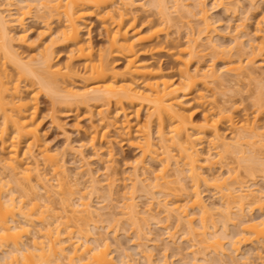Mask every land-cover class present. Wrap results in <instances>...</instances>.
Returning <instances> with one entry per match:
<instances>
[{
	"label": "bare ground",
	"instance_id": "bare-ground-1",
	"mask_svg": "<svg viewBox=\"0 0 264 264\" xmlns=\"http://www.w3.org/2000/svg\"><path fill=\"white\" fill-rule=\"evenodd\" d=\"M18 1L22 4L17 2L21 5L18 6L17 4V11L14 9L16 4L13 0L0 1V148L2 149L0 151V264H128L130 261V255H128V252L124 251V249L123 251L120 250L122 252L121 256L119 255V260L117 259L118 257L115 258L111 254V243L107 240V238L102 237L101 234H99L100 232L97 233L98 231H94L97 226L93 225L94 229L91 227L92 229L88 228L84 232L81 231V224L90 225L89 221L98 222L102 212L100 211L101 213H99L96 211L93 208L91 201L87 200L92 193L89 195L86 192L88 194L86 199V195L82 192V189H79L82 194L78 195L77 200L71 202L70 197L79 193L77 188L80 187L77 185L82 182H80L78 176V178L72 179V177H70L71 175L67 173L66 167L61 159L62 155L58 157L59 155L56 152L54 153V151L52 152L51 150L50 152L47 145L44 144V141L42 142L43 139L39 131L40 121L38 118L39 98L43 93L50 98L52 104L51 108L53 111H55L57 109L56 107L59 106H65L69 110L73 111L74 109H79L83 105L91 106V103L95 105L99 104L100 106L98 110H96L98 112L97 115L100 114V120L98 119V121H100L99 126L103 124L105 125V129L102 128V132L94 131V133H92L89 140L90 145L94 146L97 143V138L100 137L101 139L107 135L106 133H111V130L109 132L106 131V127L110 128L109 126L111 125V127H114L116 128L115 130L119 131L117 135L121 134L120 136L126 138L125 141L127 140L131 146H134L140 152V157H136L138 159L135 158L136 161L134 160L133 165L136 163V167L138 163H143L145 166H148L149 164L147 161L149 160L146 161L148 158L150 160H156V158L160 156L159 154H161L158 152V149H160L158 145H160L163 150L161 151L160 149L163 154L162 159L160 158L162 165L161 167L159 166V169L155 172V177L163 182L161 183L157 179L155 180L156 183L155 181H152V185H149L151 182L147 180V177H141L137 173L136 167L134 166L136 174L134 175L132 172L134 175H132L133 185L131 184L132 189L129 191L133 194V196H130L131 194H127L129 196L126 198L129 200H126L127 202L124 201L123 205L125 206L120 208L124 209L123 211L121 210V217L122 215H126L125 217H127V220H131L130 225L134 226L139 232H142L144 229L141 228V224L139 223L140 217L142 221L148 219V215L150 214L149 212L152 209L150 210V207L148 206L149 208L145 209L150 210L149 212H147V210H144L145 212L139 211L142 209H138L139 206L137 205V202H135L137 199L134 201V197L135 193L141 189L145 192L146 190L144 189L147 188L146 183L149 182L148 187L152 186L151 191L149 190L150 187L147 189L149 192H152L154 189V192H157V189L159 191L162 187H160L161 184L164 186L162 189H166V192L169 187L171 190H175L174 187L184 189L183 191H185V193H182V196L186 194L185 196L188 197L185 199L186 203L183 202L184 199L181 198L180 199L182 201H180L183 202V204L179 203L177 201L178 199L176 201L174 200V202L169 201L171 203H168V201L165 200L164 202H160L163 203L160 204L163 208L161 206L160 207L163 209L162 211L166 213V215H164L168 221L170 218L175 217L176 224L186 226V228L185 226L183 227L184 230L186 229L187 231L186 235L190 236L193 240L198 238L197 247H200L199 244H201V246L204 245L201 247L202 250L204 247H211L213 248L211 252L218 251L217 254L220 253V255H226L225 250L227 248L224 249V247H226L224 246L226 243L229 246L227 247L230 249V251L228 249L226 252L235 253L240 249V244L242 243L250 242L253 244L255 241L259 242L264 240V212L260 213L258 216H247L246 214V212H248L246 209H264V185L260 186L256 184V182L251 184L246 182L249 185L245 184V181L237 179L238 174H234L235 171L233 172L234 175L231 174L234 169L232 168V170L229 168L230 166H227V172L229 175L227 173L226 176H218L217 173L216 176L215 174L208 175L206 174L207 172L204 171L205 168L211 169L214 163L216 164L219 162L220 158L228 153L235 154V156L237 155L236 157H238L240 161H243L244 164L249 162L250 164L246 163L245 165L248 172H253L256 169L254 165L259 164L258 160H262L264 158H259V155L261 154L260 151L264 153L262 149L264 148V129L261 130L264 128V121L262 120V123L259 119V116L264 113L259 114L264 111V108H262L264 107V102H262L264 96L262 95V101L259 100L260 97L257 102L255 101L256 104L259 102L262 104L256 105L258 106L257 109L259 113L255 110V112L258 113H255V115H258V121L262 124L258 122L255 123L257 118L255 119V117H253L255 120H252L249 116H247L248 118H242L243 120L240 119L241 121L239 126L236 125L237 123H234L236 121L233 116V112L235 110L233 109H235L238 105L228 107L220 105H218L220 106L218 107L217 104L215 106L210 105L208 106L209 108H206V110L202 113V119L198 122L193 118V112H188L189 107L187 104H191L190 101L192 100L199 106H204V104L208 103L207 94H205L207 86L212 82L213 84L216 83L214 81L221 78V74H219L221 70H218V75L217 69L213 67L214 64H211L213 66L209 67L197 65L193 70L191 69V63L196 58H200V55H203L200 54L199 48L201 47V39L205 37L206 40H210V43L212 44L211 32L212 30H215L216 27L215 25L214 27L213 24L218 22L215 18H213V21L209 20L211 18L208 15V9H206L203 5V0H199L200 3L202 2L201 4L197 0L198 4L196 5L198 8L195 7L196 5H193V8L192 6H189V4V7H187L188 2H186V4L184 3L186 0H172L174 1V8L177 10L180 9V14L184 12L183 14L185 16L187 14L189 18L191 17V20H195L196 18L193 17L197 16V20L200 21V25H198L197 29L194 27L193 29L191 28L194 25H191L190 28L189 26H186L188 27V39L186 38L187 41L184 45H180L182 43L178 44L179 42L173 43V39H170L168 33L165 37L161 38V34L166 30L165 24H169L171 22L173 23L177 18L173 16L174 12L171 14V11L174 9L168 10L169 7H167L166 3L169 0H154L157 2V16L159 14L161 18H157L158 21L156 19L153 20V17L150 15L152 18H143L144 20H142L141 23H139L138 16L133 14L134 10H132L136 4H139L136 0H33V2L35 1L38 6L37 9H40L42 12L41 14L47 19V23H49V21L52 22L54 19L62 22L60 24L61 26L59 25V27L55 30V35H53L54 33L52 32L53 36H51V39L49 40L50 42L48 44H44L43 48L38 47L41 50L38 51L37 55H35L36 57L34 56L33 58L30 56L28 57V60L23 59L22 56H20L21 52L19 51V53L16 51L12 43H14V40L16 41V39H21L24 43H26L25 39L27 33L25 31L27 28L24 27V21H26L25 19L27 15L32 13L31 9L34 3L32 2V5L30 0ZM151 3L153 4V1H151ZM36 4L34 5L35 7H37ZM145 4L146 3H144V6ZM190 8H192V10ZM193 9H197L195 14L193 13ZM88 15L96 16L98 20L102 22V26H104L106 29L105 31L107 32V46L100 48L98 51L95 50L90 38H85L83 34L85 20ZM261 17L262 19H260V21L262 20L264 22V14ZM14 27H20V30L22 29V33H16ZM177 27L179 28V25ZM48 28L51 29L50 25ZM16 34L18 36H16ZM215 42L212 45L208 43L210 45V47H208L210 49L218 47ZM238 42L239 40H236L237 45L240 44ZM252 42H249L250 46ZM27 44L29 45V42ZM55 44H61L68 48L69 52L66 51L69 53V56H67L68 60H66L68 62L65 64H60L58 60H56V53L54 50ZM201 44L203 47L202 42ZM204 44L205 47L206 43ZM262 46L264 47V43ZM262 46L259 48L262 49ZM252 47L254 48V46ZM251 51H254V53L251 52L254 56L256 51L252 49ZM161 52H165L167 55L173 57L174 61L177 63L176 70L175 68L173 69L172 66L167 69L163 64L156 63L157 55L159 53L161 54ZM251 56L246 58V61L243 60V58H240L238 61H230L231 63H227L228 65L225 64L227 65V67L224 65L225 73H229L230 78H234V76H236L235 80L237 77L239 78V76L240 79L241 76H250L252 79H255L258 76L257 73H253L252 69H250L251 71L249 70V72L248 68H246L248 64L251 65V63H256L254 59L256 54L254 57ZM117 58L124 59V65L121 69L117 67ZM74 59H81L80 62H82L81 65L83 70L79 69V71L77 69L75 63L73 62ZM9 63L12 65L11 69L7 66ZM243 63H246L247 65L244 64V66ZM224 71L220 73H224ZM230 74L234 76H231ZM244 74L246 75L244 76ZM223 76H225V74ZM76 79L80 80V82L77 81L78 84L75 82ZM228 79L229 78L224 80ZM222 80L223 79L221 78L220 83H224V80L223 82ZM217 81L219 82V80ZM135 103H138L139 105L134 109V112H132L134 113L133 116L136 118L140 117V109L142 106L146 108L148 113L146 115V121L144 120L145 124L142 126L140 122L139 127H137V129L135 127L134 130L131 126L133 123L130 124L131 121L128 116H131L132 114H127L125 111L127 106L125 104L134 106ZM111 104L116 106V112L113 114L109 111V108H112L110 107ZM260 108H262V110ZM121 112L124 117L120 115L123 119H121V122L119 121V123L117 116L120 117L118 114ZM53 118H55V116H53ZM225 119L232 126H238V128L235 126L237 131H234L236 133H234L235 136L233 134L234 137L232 136V139L229 138V140H226L227 138H225V135H222L219 127L220 121L226 122ZM135 122H137V120ZM153 124L156 127V133L159 139V141H156H158L157 143L159 144L153 142L152 139L153 129L151 127H153ZM97 126V124L96 126L94 125V130ZM207 136L212 138L208 139L212 140V146L217 155H219V159L217 160L214 156H212L213 154L210 153L212 146L209 149L210 151L207 149L208 152L203 150L205 147L203 143H205L204 141L207 139ZM66 137H68V135ZM69 140L70 139L68 137V141ZM68 145L73 148L70 142ZM79 146L78 148H80ZM35 147L38 152L33 150ZM109 148H112L113 150V147L110 146ZM6 150L7 154H4L3 152ZM175 151H178V155ZM113 153L111 151L108 155L113 157ZM94 155H98V152ZM85 158H87L86 155ZM24 159L26 160L25 163ZM172 161H174L175 168L172 169L173 174L170 173L171 178L173 179L169 180V167H171ZM262 161L264 162V160ZM40 163H43V166L47 165L46 168L49 166V172L53 170L52 177L55 183H48V181H51L52 179L46 176V172L41 171L42 168L45 167H41L42 164L40 165ZM85 163L88 165V162ZM252 164L253 166H251ZM87 165L85 164V166ZM88 167L89 166L86 167L88 171H85L81 166L84 173L86 172L85 174L88 173L89 175V178L87 177L90 183L88 184V187H91V191H96L99 189L100 181L97 178L98 175L96 176L93 169H91L92 167ZM81 168L79 173H81ZM141 168L142 167H140V169ZM253 168L254 170L252 171ZM1 169H3L5 173L7 171L9 176H6L9 179L4 180ZM146 170L144 171V174ZM33 173H36V176L33 175ZM255 174V171L254 174H251L253 178L256 177L254 176ZM173 176L178 178L175 177V180ZM183 176L186 178L184 179ZM188 177L191 180L189 182L192 183L191 191H189L190 187L188 189L187 184H185ZM230 177L233 178L231 181ZM111 180L112 179H110V182ZM113 180L115 181L114 178ZM146 180L147 182L145 183ZM157 181L159 182L158 184ZM171 181L174 183L176 182V185L178 186H170L172 183ZM9 182L15 183L14 185H16V187L12 186ZM113 183L114 182L109 183V185L111 184L112 186ZM202 184L212 186V188L214 187L216 194L219 193L220 198L223 201L220 207L217 206L219 209L217 207H212L203 201V193H201L200 189ZM255 184L257 187H255ZM68 185H71L72 188ZM64 186H68L69 190L64 191L63 188L66 189ZM73 186L77 187V190L73 191ZM156 186H159V188H156ZM38 187L43 190V194H41L42 190L39 194L36 192L39 191L36 190ZM137 187L138 190H136ZM162 191H159V193ZM149 192L145 193L151 196V193L149 194ZM154 192H152L151 197L153 198V201L157 198H154ZM114 193L117 194L118 192L114 191ZM178 193L179 192H177V195H179ZM31 194L34 195L32 198H30ZM54 194L58 197H53V199L59 198V201L57 202L62 207L61 210L63 212H61L63 214H61V212L57 213L60 210H55L52 205L53 200L50 198L55 196ZM95 194L98 193L96 192ZM170 195L174 194L171 193ZM180 196L181 195H179V197ZM162 200H164V198ZM39 201H43V204H40ZM150 203L152 204V202ZM188 205L195 210L198 209L197 211L200 214V223L198 225L195 222L196 216L194 217L193 215L195 212L193 211V213L192 210L187 209ZM222 210L223 212L221 214L220 211ZM141 213H144L145 215L147 214L148 217L143 216ZM219 214H221V217L223 216V221H220L223 227L222 230L219 231V233L221 232L220 234L217 233V230H215V227H220L218 226V221L221 219H217L216 217ZM150 215L153 218L155 213L154 215L153 213ZM236 216H238V218ZM142 217H146V219H143ZM209 219H211V224H209ZM119 221L120 220H118V222ZM37 222H39L40 226ZM147 222L148 221H146L145 224H147ZM231 224L235 225V228L237 227L236 232L233 231V235H230L227 231L228 226ZM36 225L38 226L36 227ZM178 225H176V227H178ZM73 228H76L77 231ZM197 228H199L200 231H198ZM184 230L183 232H185ZM115 231L117 232V230L114 229V233ZM138 231L137 233L140 234L141 232L139 233ZM146 233L148 232H145V234ZM170 234H173V232ZM22 235H28L30 237H28L27 240H22ZM113 237H115V235ZM138 237H142V235H138ZM225 239L226 241H223ZM193 240H191V242ZM195 240L194 243L196 242ZM194 243L192 245L196 246V243ZM192 245L190 244L189 247H192ZM262 247H264V244ZM199 249H197L198 252H202L204 254V251ZM141 250L142 249L139 251ZM146 251H148V249ZM190 251H193L192 255H195L194 257L197 256L196 254H193L195 249ZM258 251L259 250H257V252ZM241 252L239 253L240 255L242 254ZM231 253H229L230 255L227 254L229 255V262L228 260L225 261V258L223 259L224 261L221 262L222 258H220V256L218 257V260L216 258L218 264H237V261H235L234 258L236 254H232V257ZM151 255L148 254L146 258L147 264H153V260L151 261ZM258 255L259 252L257 253V256ZM262 256L258 257L262 259L264 257ZM191 257V262H193V256ZM244 257L240 256V259H243ZM248 258L247 254V258H244V260H246H243V264H249L250 258ZM197 260L199 259H195L196 263L192 264H197ZM250 263L252 264V262Z\"/></svg>",
	"mask_w": 264,
	"mask_h": 264
},
{
	"label": "rangeland",
	"instance_id": "rangeland-1",
	"mask_svg": "<svg viewBox=\"0 0 264 264\" xmlns=\"http://www.w3.org/2000/svg\"><path fill=\"white\" fill-rule=\"evenodd\" d=\"M0 1L2 2L3 0H0ZM30 1H31V3L33 2V0H30ZM35 1H37V0H35ZM35 1L33 2L34 5L36 4ZM136 1H137V3L139 2V4L141 6L139 4H136V6L134 7L136 10L133 8L132 10H134V13H133V11H132V13L136 14V16H138L139 23H141V21L144 20L146 17H150V18L153 17V20H155V19L157 20V18H161L159 16V14L157 16L158 9H156V7H157V2H155L156 0L155 1L151 0V1H153V4L151 3L150 0H136ZM166 1H168V0H166ZM13 2L16 4V6H14V9H15V11H17V8H18L17 4L20 3V1L13 0ZM173 2L174 1L169 0L166 3V5H167V7H169L168 10L174 9V10L171 11V14L174 12L173 16H175V18L176 17L177 18L175 19L176 21L173 22L174 24L172 22L169 23L170 25L169 24H165L166 25L165 29L167 30V32L165 30L164 33L161 34V38L165 37V35H167V33H168L170 39L171 38L173 39V43H176V42L178 43L179 42L178 44L182 43L180 45H184V44H186V41L188 39L187 38L188 37L187 28L188 27H186V26H189V28H190L191 25H194L191 28L193 29V27H194L195 29H197L198 25H200V21L197 20L198 19L197 16L193 17L191 15L193 18H196L195 20L194 19L191 20L192 18L191 17L189 18V16L187 14H186V16H187L186 17L183 14L184 12H182L180 14V12H181V11H179L180 9L179 10L175 9L174 8L175 6H173V4H174ZM186 2H188L187 3V7H189V6L193 7V5L195 6L196 4H198L197 0H186L184 3L186 4ZM33 3H32V5H33ZM144 3H146L145 6H144ZM149 3H150V5H149ZM154 3H155V5H154ZM199 3H200V1H199ZM20 4H22V3H20ZM20 4H18V6H21ZM188 4H189V6H188ZM34 5L32 6V9H31L32 13H29L30 15H27V17L25 19L26 21H24V27L27 28L26 31H25L27 34L24 32L27 35L26 36L27 40L25 39L26 43H24V41L21 40V39L20 40L16 39V41L14 40V43H12L13 46H14V49H16V51H18V52L19 51L21 52V53L19 52L20 56H22L23 59H27V60H28V57H30V56L34 58V56L38 54V51L41 50L39 48H43L44 44H46V43L48 44L50 42L49 40L51 39V36L55 35V33H54L55 30L59 27V25L62 22V21L54 19L52 22L49 21V23H47V19L41 14L42 13L41 10L37 9L38 8L37 4H36L37 7H35ZM203 5H204V7L206 9H208V15L211 18L209 20L213 21L214 20L213 18H215V20L217 19L216 21H218L217 23L215 22V24H213V26L215 25L216 27L214 26L215 30H212V32H211V35H212L211 40H212L213 43L216 41L215 43L217 44L216 46H218V47H215V49L214 48L210 49L209 48L210 45L208 43H210L211 41L210 40L207 41L205 37L202 38L201 39L202 41H200V46L201 47H199V48H200V54H203V55L202 56L200 55V58L198 57L199 60H198V58H196L191 63V69L193 70L195 68V66H197V65L204 66V67H209V66H213L211 64H214L213 67H215L217 69V74H218V72L220 70H221L220 72L224 71V69H225L224 67L225 66L227 67V65L229 63H231L230 61H232V62L233 61H238L240 58L241 59L243 58V60L246 61V58H248L249 56L252 55L251 52L254 53V51H251V49H252V50L256 51L255 52L256 57H254L255 54H254V56L252 55L254 57L256 63L255 62H254L255 64L251 63V65L250 64L247 65L246 63H243V65L246 64L247 65L246 68H248V71L250 69H252L253 73L254 72L257 73L258 76L256 75L257 77L255 79H252L250 76H249L250 78L248 76L247 77H242L241 76V79H240V76H239V78L237 77L236 80H235L236 76L230 74L231 76H234V78L233 77L230 78L229 73L227 74V72L225 73V71H224V73H220L219 72V74H221L220 77L223 80L227 79V78H229V79L228 80H224V83H220L221 78L217 79V80H219V82L217 80H215L214 82H216V83H214V84H213V82L210 83L209 84L210 86L208 85L207 89L205 91V94H207L206 96H207V99H208L207 100L208 103L204 104V106H201V105L199 106L198 104H196L191 99L192 100V101H190L191 104H187V106L189 107L188 108V112L189 111L193 112V114H192L193 118L195 119V121L198 122V121H200L202 119V115H203L202 113L206 110V108H209L208 106H210V105L211 106L212 105L215 106L217 104V106L220 105V106H224V107L225 106L228 107V106H232V105H234V106L238 105L237 106L238 108L236 107L237 108L236 109L234 107L235 109H233V110H235V111L234 112L232 111L234 119L236 121L234 123H237L236 125L239 126L240 125L239 124L240 121L243 120L242 118H246L247 116H249L252 120H255L257 118L256 119L257 121H255V123L258 122V123L262 124L263 121H264V113H263L264 111H262L260 113L258 112V109H257L258 106H256V105H259L260 102L257 103V104H256V102L258 101L259 97L261 98V99L259 98V100L262 101V99H263L262 95L264 96V47L262 46L263 43H264V24H263L264 22L262 20H261L262 22L260 21V19H262L261 16L264 14V0H203ZM195 7H197V5ZM190 9L192 10V8H190ZM38 10L40 11V15H39V11ZM196 10H194V12H193L194 14L196 13ZM178 11H179V13H178ZM43 14H44V12H43ZM180 16H184V17H180ZM86 18L87 19L85 20L83 34H84L85 38H87V37L90 38V40L92 41V43L94 45L95 50L98 51L100 48H104L105 46H107L106 43H108V42H107V35H106L107 32L105 31L106 29L104 28V26H102V22L100 20H98V18L96 16H94V15H90L89 16L88 15ZM183 18H184V20H183ZM178 19H179V21H178ZM86 21H87V24H86ZM190 21L192 22V24H191ZM177 24L179 25V28L177 27L178 26ZM49 25H50V28L52 30L48 28ZM167 25H168V27H167ZM260 28H261V30H260ZM14 30L16 31V33H22V29L20 30V27H18V28L14 27ZM189 31H190V29H189ZM52 32L54 33L53 35H52ZM186 33H187V35H186ZM16 36H18V35L16 34ZM238 37H239V39H238ZM250 38L252 39L253 42L251 41ZM203 39H205V40H203ZM213 39H214V41H213ZM215 39H217V40H215ZM235 39L237 41L239 40L238 43H240V44L237 45ZM19 41H21L22 43L19 42ZM28 42H29V45L27 44ZM170 42H172V41H170ZM201 42L203 43V47H202ZM249 42H252L251 46H250ZM204 43H206L205 47H204V45H205ZM219 45H221V46H219ZM259 45L262 46L263 48L260 49ZM252 46H254V48ZM206 48H208V49H206ZM201 49H203V50H201ZM54 50H55V53H56L55 54L56 55V60H58V62L60 64H63V63L65 64L66 62H68V61H66V60H68L67 56H69V53H67V52H69L68 48H66L64 45H61V44H59V45L55 44L54 45ZM117 60H118L117 61L118 62L117 63V67L119 69L123 68L124 59L117 58ZM80 61H81V59H74L73 60V62L75 63V66L77 67V69L78 70L79 69L83 70L82 69V65H81L82 62H80ZM156 63L163 64L167 69L171 68L170 66H172L173 69L175 68V70H176V67H177V65H176L177 63H176V61H174L173 57L167 55L165 52H161V54L159 53L157 55ZM9 64L7 66H8L9 69H11L12 65L11 64L9 65ZM225 64H227V65H225ZM224 74H225V76H223ZM245 75L246 74H244V76ZM253 78H254V76H253ZM237 79H239V80H237ZM223 80H222V82H223ZM77 81L80 82V80L76 79L75 82H77ZM78 82L76 84H78ZM220 84H222V85H220ZM262 102H264V99H263ZM125 105L127 106V107L125 106L126 107L125 111L127 112V114H130V113L132 114L131 116L128 115L129 116V120L131 121L130 124L133 123L131 125L132 129L134 128V130H135V127L137 129V127H139V123L140 122H141L140 124L143 126L145 124L146 119H147L146 115H147L148 111L146 110V108L144 106H142L141 109H140L141 110L140 111V115H139L140 117L136 118L135 116H133L134 113H132V112H134V109L139 104L135 103L134 106L133 105L129 106V104H125ZM260 105H262V104H260ZM51 106H52V104H51L50 98L43 93L40 96V98H39V118H38V120L40 121L39 131H40V133L42 135V139H43L42 142L44 141V144L47 145L49 151L51 150L52 152L54 151V153L56 152L59 155L58 157H60L62 155L61 159L63 160V163H64V165L66 167L67 173L69 175H71L70 177H72V179L79 177L78 179H80V182H82V183H79L81 185L78 184L77 186H79L80 188H77V187L73 186L72 190L75 191V190L78 189L77 191H79V189H82V192L86 195V199L88 197V194L90 195V193H92L90 195V197H88L87 200L91 201V204L93 205V208L96 211H98L99 213L102 212L101 215H100L101 217L99 218L100 220L98 222L95 221L96 224H95V222H90V221H89L90 225L89 224H81L80 227H81V231L82 232L86 231L88 228H91V227L94 229L93 225L97 226V228L94 231L95 232L98 231L97 233L100 232L99 234H101L102 237L107 238V240L111 243V246H110L111 254L115 258L118 257L117 259L118 260L120 259L119 255L121 256V252L123 251V249H124V251L128 252V255H130L129 256L130 261L128 262V264H147L146 258L148 256V254L151 255V252H152L151 261L153 260L152 261L153 264H164V263L165 264H190L191 258H192L191 256H193V259H192L193 262H191V264L192 263H196L195 259H199V260H197V264H215V263L218 264L217 260H218L219 256H220V258H222L221 262L224 261V260L225 261L228 260V262L230 261L228 258H229V255H230L229 253H231V252H228V253L226 252L229 249L228 248L229 246H228L227 243H226V245H224V246H226V247H224V249L227 248L225 250L226 255L229 254L227 256L225 254L224 255L223 254L220 255V253L217 254L218 251L217 252L216 251L215 252L214 251L211 252V250H213V248H211V247H209V248H205L204 247V249L202 250L201 247L204 246V245L201 246V244H199L200 247H197L198 246L197 245L198 244L197 243V239L198 238H195L196 240L194 239L196 241L195 242L196 244H195L194 240L191 239L190 236L186 235L187 231H186V229L184 230V228H183L185 225L176 224L175 217L170 218L169 221L166 218V216H165L166 213L164 211H162L163 209H161L162 206L160 205V204H163V203H160V202L161 201L164 202L166 200V201H168V203H171L169 201L174 202V200L176 201L178 199L177 201L179 203L183 204V202H185V199L188 198V197L185 196L186 194L184 195L185 197L182 196L183 195L182 193H185V191H183L184 189H180L178 187L181 190V194H180V190L178 188L174 187L175 190H173V189L171 190L170 187L169 188L166 187L167 188V192H166V189H162V187H164V186L161 184L160 187L162 186L161 189L163 191L161 189L159 191H162L163 194H162V192L159 193L158 189H157L158 193L154 192L155 189L152 191V192L155 193V197L154 198L157 197V198H159L161 200L156 198V200L154 199V201H155L154 202L153 198H151L152 197V192L147 191V189H149V187H150V186L148 187V183L151 182V183H149V185H152V181L154 182L155 180L158 179L157 177H155V174H156L155 172L159 169V166L161 167V165H162V162H161L160 158L162 159V155H163L162 152H161L163 150L161 149L160 145H158V146L161 149V151H160V149H158L159 150L158 152L161 153V154H159L161 157L158 156L156 158V160H150L148 158V159H146V161L149 160V161H147V163L149 164L148 166H145L142 163L144 165V167H143L142 164L138 163L137 167H136L135 166L136 163H135V165H133L134 164V160H135L136 157H140V155H139L140 152L137 150V148H135L134 146H131L127 142V140L125 141L126 138L120 136L121 134L117 135V133H119V131L115 130L116 128L111 127V125L109 126L110 128L106 127L107 129H109V130L106 129V131L109 132L111 130L110 131L111 133H106L107 135L104 136L105 138L104 137L101 138V139H100V137L97 138V140H96L97 143L94 146L90 145L89 140H90V137H91L92 133H94V131L102 132L101 130L105 129V125H103V124L100 125L101 127L99 126L100 121H98V119L100 120V118H99L100 114L97 115L98 112L96 111V110H98V108L100 106L99 104L95 105V104L91 103V106L90 105L89 106L88 105H86V106L83 105L79 109H74L73 111L69 110L65 106L56 107L57 111L56 110L53 111ZM220 106H218V107H220ZM110 107H112V108H109V111H111V114L116 112V106L114 104H111ZM229 108H232V107H229ZM262 108H264V107H262ZM262 108H260V109L262 110ZM260 109H259V111H260ZM67 110H68V112H67ZM255 110H257V112L259 114L263 113V115L261 114L259 116V119H260V121L262 123L258 121V115L257 116L255 115V113H257V112H255ZM107 113H110V112H107ZM118 115L119 116L120 115L123 116L122 112L119 113ZM53 116H55V118H53ZM121 116L120 117L117 116L118 122L119 121L121 122V119H123V117H124V116L123 117H121ZM253 117H255V119H253ZM136 120H137V122H135ZM226 122H227V120H226ZM226 122L225 121H223V122L220 121L219 127H220V130H221L220 132L222 133V135L223 136L225 135V138H227L226 140H229V138H231L233 136V134L235 132H237L236 131V127L238 128V126H236V125L232 126L229 122H227V123ZM94 123H96L98 125L97 128L95 127V130H94V125L96 126V124H94ZM112 126H114V125H112ZM230 126H231V128H230ZM151 128L153 129V130L151 129L152 130V134H153L152 135L153 142L157 143L159 141V139H158V136H157V133H156V127L153 124V127H151ZM263 129L264 128H262L261 130H263ZM133 132H135V131H133ZM235 134H234V136H235ZM67 135H68V137L70 139L69 141H68V137H66ZM107 136H108V138H107ZM211 137H213V136H211ZM208 138H210V136L209 137L207 136V139H205V141H204L205 143H203L204 146H205L204 147L205 149L203 148V150L205 152L206 151L208 152V150L213 145L212 140H210L212 138H210V139H208ZM123 140H124V142H123ZM156 140H158V141H156ZM69 142L71 143L73 148H71L68 145ZM83 143H84V145H83ZM110 143H111V145H110ZM157 144H159V143H157ZM78 146L80 148H78ZM110 146L113 147V150H112V148H109ZM158 146H157V148H158ZM0 147H1V142H0ZM207 147H209V148H207ZM35 148L33 150L38 152L37 148L36 149ZM211 149L212 150H211L210 153L213 154L212 156H214L216 158V160L219 159L218 158L219 155H217V153H216L215 149L213 148V146H212ZM262 149L264 151V148H262ZM1 150L2 149L0 148V151ZM96 150H98V151H96ZM173 150H176V149H173ZM80 151H82L83 153L80 152ZM109 151L110 152L112 151V153L114 152L113 153L114 154L113 157L108 155L110 153ZM96 152H98V155H94ZM107 152H109V153H107ZM3 153L7 154V150L4 151ZM175 153L178 155V151H175ZM260 153H261L260 155L258 153H256V154L259 155V158L260 157L263 158L264 157V153L261 152V151H260ZM34 154H36V153H34ZM85 155H86L87 158H85ZM107 156H109V157H107ZM236 156H235V154H232V153L231 154L230 153L225 154V156L223 155L224 158L222 157L223 159L220 158L219 162H217L216 164L214 163V165H212L211 169L210 168H207V169L205 168L204 171H206L207 172L206 174H208V175L215 174V176H216V173H217L218 176H226V174L228 173L227 169L230 166L229 168H231V169L233 168L234 169V170L232 169L233 171H232L231 174L232 175H234V174L237 175L238 174L239 176L237 175V177H238L237 179H241L242 181H245L244 182L245 184H248V183L251 184L253 182L254 183L256 182V184H258L260 186L261 185L263 186L264 185V178H263L264 177V166H263L264 162L262 160H264V158L262 160L261 159L258 160L259 161L258 163L261 164V165H259V164H255L254 165L256 169L254 170V168H253L252 171L253 170L255 171L256 174L254 176H256V177L253 178V176L251 174H254V171L253 172H248L247 168H245L246 163H248V164H250V163L246 162L244 164V162L240 161L238 159V157H236ZM215 158H212V159H215ZM136 159H138V158H136ZM28 160H30V159H28ZM25 162H26V160L24 159V163ZM85 162H88V165ZM262 162H263V164H262ZM41 164H42L41 167H45V168H42L41 171L46 172L45 173L46 176L48 178L52 179L51 181L49 180L50 182L48 181V183H55V181L53 180V177H52L53 176V170H51V172H49L50 171L49 170V166H48V168H46L47 165L43 166V163H40V165ZM85 164L87 166H89V167H92L91 169H93V171L95 172L96 176L98 175L97 178L99 179L100 182H99V189L96 190V191L95 190L91 191V187H88L89 186L88 184H90L89 183V179H88L89 175H88V173L85 174L86 172L84 173V170L88 171L86 169L87 166H85ZM81 166L84 168V170H82L83 168H81ZM134 166L136 167L137 173L141 177L142 176H144V178L147 177V180H149V182H147V180L145 181V183L147 182L146 183L147 184V188H145L144 190H146L145 191L146 193L147 192H149V194L151 193V196H150V195L146 194L140 188L141 190L137 191L135 193V197L136 198L134 197V201L137 199L135 202H137V205L139 206L138 209H142L143 210V211L142 210H139V211L145 212L147 210V212H149L152 209L149 213L150 214L153 213V215L155 213V216L153 218L151 217V215L149 213H148L149 217L147 216V214L145 215L144 213H141V214H143V216L148 217V219H146V217H144V218L142 217L143 219H146V220H143V221H142L141 217L139 219V223L141 224V228L142 229L144 228L142 230V232L141 231L140 232L144 233V234H141L137 229H135L134 226L130 225L131 224L130 223L131 220H129V219L127 220V217H125L126 215L125 216L122 215V217H121V214H120L124 210V209H120V208H123V206H125V205H123L124 201L127 202L129 200L126 197L131 194V192H129V191H130V189H132L131 188V184L133 185V176L136 174V172L134 171V168H135ZM251 166H253V164ZM140 167H142V168L140 169ZM80 168H81V173H79L80 172ZM145 168L148 169V170H146ZM174 168H175L174 161H172V165H171V167H169V171L170 172L169 171H167V172H169V174L170 173L173 174V170L172 169H174ZM145 170H146V172L144 174ZM115 171H116V173H115ZM1 172H2V176H4V180L9 179L6 176V175H8L7 171L5 173L3 171V169H1ZM48 172H49V174H48ZM132 172H133L134 175L132 174ZM233 172H234V174H233ZM114 173H115V175H114ZM171 174L168 177L169 180L173 179V178H171ZM33 175L36 176V173H33ZM228 175H229V173H228ZM82 176H84V177H82ZM175 177H174V179H175ZM183 177H184V179L186 178L185 176H183ZM113 178L115 179V181L113 180ZM176 178H178V177H176ZM110 179H112L113 181L111 180V182H110ZM184 179H183V181L185 182ZM232 179L233 178H231L230 181ZM159 181L161 183L163 182L162 180H159ZM189 181H191V180L188 177V180H186L185 184H187L188 189L190 187L189 191H191V186H192L191 184L192 183L189 182ZM112 182H114L113 183L114 186L113 185L111 186V184L109 185V183H112ZM171 182L172 183L170 184V186H173V185L178 186V185H176V182L175 183L173 181H171ZM246 182H248V183H246ZM9 183H11L12 186L16 187V185H14L15 183H12V182H9ZM155 183H156V181H155ZM158 183L159 182L157 181V184ZM68 186H71V185H68ZM68 186H66V187L64 186L66 189L63 188V190L64 191L65 190L66 191L69 190ZM179 186H180V184H179ZM138 187H139V185H138ZM138 187H137L136 190H138ZM151 187L149 189L150 191L152 189ZM200 187H201L200 188L201 189V193H203L202 194L203 201H205L206 204L208 203V205H210L212 207H217V206L220 207L222 205L223 201L220 198L219 193L216 194V190H215L214 187L212 188V186H207L206 184H202ZM255 187H257V185ZM71 188H72V186H71ZM89 188H90V190H89ZM156 188H159V186L158 187L156 186ZM168 189H170V190H168ZM36 190H39V191H36L39 194V192H41L42 189H40V187H38ZM86 190H88L89 192L86 191ZM110 191H111V193H110ZM112 191H113V193H112ZM114 191L118 192V193L116 194V193H114ZM176 191L179 192L178 194L181 195L182 197L181 196L179 197V195H177ZM82 192L79 191V193H76L72 197H70L71 198V202H73L74 200H77L78 195L82 194ZM96 192L98 194H95ZM140 192H144L145 194L144 193H140ZM171 193L174 194V195H170ZM41 194H43V190H42ZM127 194H129V195H127ZM157 194L158 195L160 194V195L158 196ZM54 195L55 196H52L50 198L51 200H53L52 201L53 204L52 203L51 204L53 205L55 210H60L59 212H57V211H55V212L60 213L62 211L61 210L62 207L57 202V201H59L58 200L59 198H57V199L54 198L53 199V197H58L56 194H54ZM30 196H31L30 198H32L34 195L31 194ZM130 196H133V194H131ZM163 198H164V200H162ZM170 198H171V200H170ZM180 198L184 199L183 202H181L182 200ZM42 202L43 201H39L40 204H43ZM150 202H152V204ZM156 202H158V203H156ZM188 207H189V205H188ZM188 207H187V209L192 210V212L193 211L195 213L197 212L196 214L193 212L194 213L193 215H194V217L196 216L195 217L196 218L195 222L198 225L200 223V219H199L200 218V214L197 211L198 209L195 210L194 208H191V206L189 208ZM222 207H224V206H222ZM145 208H149L150 210L145 209ZM220 209H222V208H220ZM249 210L250 209H248V210L246 209V211H248L250 213L249 214L248 212H246L247 216H251V215L258 216L260 213L264 212V209L260 210L258 208L257 209L256 208L251 209L250 210L251 212ZM233 211H234V209H233ZM62 212H61V214H63ZM220 212L222 214L223 210L220 211ZM112 214H113V219H112ZM217 214H218V212H217ZM221 214L216 216L217 219H221V220L218 221L219 224L216 221L218 226H220L219 228L215 227V230H217V233H219V231L222 230V228H223L221 223H220V221H223V219H222L223 216L221 217ZM119 216H120V218H119ZM219 217H221V218H219ZM236 217L238 218V216H236ZM154 218H156L158 220H156ZM112 220H114V221H112ZM118 220H120V221L118 222ZM198 220H199V222H198ZM144 221L145 222L148 221L147 224H145ZM210 222H211V219H209V224H211ZM70 223L72 224L71 221H70ZM37 224L39 225V222H37ZM116 224L119 227H117ZM128 224H129V226H128ZM38 225H36V227ZM176 225H178V227H176ZM231 225L228 226L227 231L230 233V235H233L234 232H236V230H237L236 228L237 227L235 228V225H233V224H231ZM179 226H182V227H179ZM185 228H186V226H185ZM73 229L76 230V228H73ZM114 229L117 230V232L115 231V233H114ZM183 230L185 232H183ZM197 230L200 231L199 228H197ZM137 231L140 234H138ZM144 231L148 232V233H146L148 235H146ZM171 232H173L174 235L170 234ZM114 235H115V237H113ZM138 235H140V236L142 235V237H138ZM22 237H23V238H21L22 240L23 239L27 240V238L30 237V236L22 235ZM170 237H172V238H170ZM191 240H193V241L191 242ZM223 241H226V239L223 240ZM262 241H259L261 243H259L258 241H257L258 242L257 243L255 241V242H253V244L250 243V242H245V243L240 244V249H239L240 251L238 250L235 253L234 252L231 253V255L232 254H236L234 256L235 261H237L236 263L237 264H243V262L246 260V259L244 260V258H247V254H248V257L250 258V259L248 258L249 259V264H251L250 262H252V264H263L264 262H262V261H264V259H263L264 258L263 257L264 256V247H262V246L264 244V240H262ZM193 243L196 246L192 245ZM190 244L192 245V247L191 246L189 247ZM196 248L197 249L200 248L199 250L204 251V254L202 252L199 253ZM140 249H142V250L139 251ZM147 249H148V251H146ZM193 249H195V251H196V252L194 251V253H193V254L197 255L196 257H194L195 255H192L193 251H190V250H193ZM120 250H122V251H120ZM257 250H259L258 251L259 252L258 256H262L263 255L262 256L263 258L261 257L262 259H260L257 256V253H258ZM229 251H230V249H229ZM246 251H247V253H246ZM240 252L242 253L241 255L239 254ZM216 254H217V256H216ZM144 256H146V257H144ZM240 256L241 257L246 256V257H244L243 259L242 258L240 259ZM232 257H233V255H232ZM216 258H217V260H216ZM219 262H220V260H219Z\"/></svg>",
	"mask_w": 264,
	"mask_h": 264
}]
</instances>
